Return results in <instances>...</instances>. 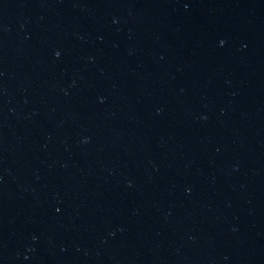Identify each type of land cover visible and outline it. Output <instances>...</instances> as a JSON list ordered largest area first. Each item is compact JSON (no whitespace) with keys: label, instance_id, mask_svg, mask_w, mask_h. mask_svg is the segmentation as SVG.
<instances>
[{"label":"water","instance_id":"obj_1","mask_svg":"<svg viewBox=\"0 0 264 264\" xmlns=\"http://www.w3.org/2000/svg\"><path fill=\"white\" fill-rule=\"evenodd\" d=\"M0 264H264V0H0Z\"/></svg>","mask_w":264,"mask_h":264}]
</instances>
